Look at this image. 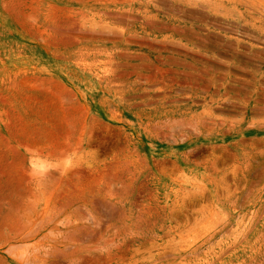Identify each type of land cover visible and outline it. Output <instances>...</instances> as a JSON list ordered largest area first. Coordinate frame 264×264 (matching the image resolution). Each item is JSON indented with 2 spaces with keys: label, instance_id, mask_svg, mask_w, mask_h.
I'll use <instances>...</instances> for the list:
<instances>
[{
  "label": "rangeland",
  "instance_id": "rangeland-1",
  "mask_svg": "<svg viewBox=\"0 0 264 264\" xmlns=\"http://www.w3.org/2000/svg\"><path fill=\"white\" fill-rule=\"evenodd\" d=\"M0 264H264V0H0Z\"/></svg>",
  "mask_w": 264,
  "mask_h": 264
}]
</instances>
